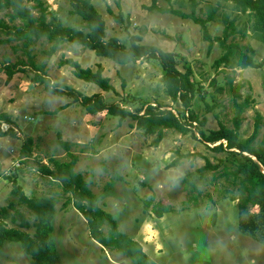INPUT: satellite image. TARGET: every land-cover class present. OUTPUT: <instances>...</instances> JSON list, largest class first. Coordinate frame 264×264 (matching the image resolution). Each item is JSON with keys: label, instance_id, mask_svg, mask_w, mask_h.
<instances>
[{"label": "rangeland", "instance_id": "obj_1", "mask_svg": "<svg viewBox=\"0 0 264 264\" xmlns=\"http://www.w3.org/2000/svg\"><path fill=\"white\" fill-rule=\"evenodd\" d=\"M42 1L48 19L82 28L84 21L69 11V0ZM91 1L105 21L107 37L117 36L128 46L137 34L141 43L172 50L180 69L186 63L191 65L197 90L190 109L204 122L194 121L196 125L185 133L167 128L159 143L153 145L155 134L135 127L132 117L119 119L105 110L88 113L78 100L70 102L71 97L46 90L41 81H34V73L40 70L28 63L27 52L35 62L45 64V75L51 82L71 85L86 94L101 92L107 103L130 109L144 103H162L180 113L184 107L165 92L162 68L156 58L117 63L71 42L61 43L48 55L45 50L50 42L45 38L31 40L28 45L12 38L0 43V66L21 59L27 63H21L23 70L15 72L9 80L0 69V112H7L11 118L4 129L10 126L15 130L13 136L0 135V206L13 200L15 208L30 222L27 230L33 231L34 215L18 202L11 192V181L5 177L15 174L18 178V168L33 167L35 175L29 173L33 178L25 179L22 175L20 184L27 195L52 194L55 198L51 222L60 264H132L121 253L103 248L93 239L84 217L72 205L70 193L47 175L35 171L38 162H47L49 156L69 158L67 150L57 142L60 132L62 139L68 141L69 150L78 154L74 167L98 194V203L113 214L120 230L141 242L157 263L264 264V244L238 229V198L228 196L235 193V186L222 175L211 179L224 164L233 166L227 159V150H214L211 146L219 141L206 142L198 132L199 128H217L220 123L234 127V102L247 97L238 131L241 136H248L254 129L256 115L260 114L255 141L264 139V63L259 67L217 64L215 59L224 52L217 39L205 38L200 24L191 18L151 6L152 0ZM207 1L215 0H197L196 14L205 16ZM23 3L34 14L39 13L33 0ZM155 3L182 11L192 8L191 0ZM222 12L229 18L236 17L237 27L246 26L247 30L244 36L236 32L227 41L232 38L243 46H251L253 51L248 52L255 61L261 60L264 42L255 39L250 30L254 15L233 9L229 1H222L215 18L207 22L210 36L223 35ZM0 16L10 22L6 9L0 10ZM5 36L0 30V37ZM66 57L93 69L100 64L114 89L104 90L75 76L70 65L58 63ZM62 104L66 105L54 111ZM28 136L32 138V149L25 155L20 148ZM175 159L177 162L172 163ZM207 159L218 167H204ZM186 176L194 180V188L186 182ZM158 202L168 207L160 217L152 210ZM8 210L12 213L14 208ZM5 224L19 226L18 219L15 222L6 219ZM0 264H31L30 256L18 241L2 240Z\"/></svg>", "mask_w": 264, "mask_h": 264}, {"label": "trees", "instance_id": "obj_2", "mask_svg": "<svg viewBox=\"0 0 264 264\" xmlns=\"http://www.w3.org/2000/svg\"><path fill=\"white\" fill-rule=\"evenodd\" d=\"M33 1L38 8V14H34L23 3V0H0V10L6 9V15L10 21L8 22L0 16V30L7 34L5 37H0V43L16 38L21 39L24 45H28L31 40L45 38L50 42L49 47L45 50L48 55H51L61 43L71 42L91 48L98 55L107 56L117 63L136 61L143 57L156 58L162 68L165 92L172 100L180 101L184 110L176 113L162 103H144L130 109L117 103H107L101 92L86 94L71 85L51 82L50 78L45 75V64L35 62L33 55L28 51V63L33 68L40 70L34 73L33 79L41 81L46 90L58 95H67L71 97L70 102L78 100L88 113L105 110L111 115L118 116L119 119L127 116L132 117L135 127L142 129L145 133L155 134L152 140L153 145L159 143L167 128L185 133L191 128V125H196L193 124L194 121L204 122V118H198L197 114L190 109L197 90L192 78V67L186 63L183 69H180L176 55L172 50L161 49L154 44L141 43L140 35L137 34L133 35L128 46L117 36L107 37L105 21L91 0H69L71 5L69 11L78 14L84 21L82 28L63 24L60 20L48 19V10L43 1ZM222 1L231 2L233 9L239 12H252L254 20L251 24V35L264 42V0L207 1L205 16L196 14L197 0H191L190 11L158 6L155 3L156 0H152L151 6L160 11H171L182 17L191 18L200 24L203 36L210 40L217 39L224 48L223 54L215 59L217 64L241 67L261 66L264 63V57L255 61L252 54L248 52V50L253 51L251 46H243L232 38L227 41L236 32L241 36L247 33L246 26L237 27L236 17L229 18L226 12H222L223 35L214 36L215 38L210 36L207 22L215 18L222 6ZM115 17L120 20V17L116 15ZM21 63H27V61L21 59L18 62H3L1 64L0 69L6 72L7 80L15 72L23 70V66H20ZM58 63L59 65L65 63L70 65L75 76L85 81L94 82L104 90L114 89L110 77L102 73L103 68L100 64L93 69L89 66H82L78 60L71 57L62 58ZM234 104V127L220 123L217 128L207 130L199 128L198 132L200 138L206 142L219 141L211 146L214 150H227V159L231 160L233 166L229 167L224 164L211 179L214 180L218 175H222L235 186V193H230L228 196L231 199L238 198V229L264 244V139L255 141L261 115H256L253 131L243 137L240 135L238 127L241 113L248 104V98L246 97L241 102L235 101ZM65 105L57 106L54 111ZM10 120V115L7 112H0V135H15L13 127L3 128V124ZM57 142L67 150L69 158L59 159L49 156L47 162H38L37 170L58 181L63 191L70 193L69 199L84 217L90 236L103 248L121 253L132 264H159L148 255L140 241L120 230L113 214L98 203V194L92 191L82 172L74 167L78 160V154L69 150V143L62 139L60 132H57ZM31 143L32 138L26 137L21 144V152L27 155L32 149ZM220 159L223 161V157ZM176 162L177 159L172 161V163ZM204 167L216 168L218 164H212L207 159ZM5 177L11 181V192L18 197V202L26 205L34 215L32 222L34 229L32 232L27 230L30 226L28 218L21 210L15 208L14 201L10 200L6 205L0 206V241H18L23 251L30 256L31 264H60L51 222L55 211V198L52 195H27L18 184L15 174ZM184 179L192 188L195 187V182L191 177L186 176ZM8 208H14L13 212L10 213ZM167 209V204L161 202L155 203L152 208L158 217L162 216ZM212 215L214 216V214ZM6 219L12 222L18 219L19 226H7ZM212 223H214L213 217Z\"/></svg>", "mask_w": 264, "mask_h": 264}, {"label": "crops", "instance_id": "obj_3", "mask_svg": "<svg viewBox=\"0 0 264 264\" xmlns=\"http://www.w3.org/2000/svg\"><path fill=\"white\" fill-rule=\"evenodd\" d=\"M15 167V166H14ZM29 169H32V170H29ZM29 169H26L25 167H23V168H18V171H20V173H19V177L18 178H16V179H18L17 180V182H18V184L19 185H21L20 183H22V175H23V177L25 178V179H29V178H33V176L35 175V173H34V168L33 167H30ZM36 172H39V170H35ZM29 173H32V175L31 174H29ZM41 173V172H40ZM42 175H44V174H42ZM50 179H52V181H56L55 179H53V178H51L50 176H48ZM57 183H59L58 181H56V184ZM60 184V183H59ZM61 186V185H60ZM22 187V189H23V191L25 190V187L24 186H21ZM25 193H27L26 191H24ZM52 195V194H51Z\"/></svg>", "mask_w": 264, "mask_h": 264}, {"label": "water", "instance_id": "obj_4", "mask_svg": "<svg viewBox=\"0 0 264 264\" xmlns=\"http://www.w3.org/2000/svg\"><path fill=\"white\" fill-rule=\"evenodd\" d=\"M6 123L3 124V128H5ZM246 153V152H245Z\"/></svg>", "mask_w": 264, "mask_h": 264}]
</instances>
